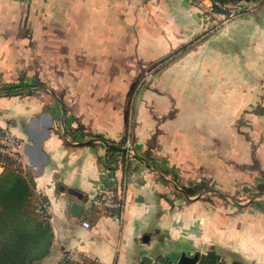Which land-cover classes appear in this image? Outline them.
<instances>
[{
  "label": "crops",
  "instance_id": "1",
  "mask_svg": "<svg viewBox=\"0 0 264 264\" xmlns=\"http://www.w3.org/2000/svg\"><path fill=\"white\" fill-rule=\"evenodd\" d=\"M95 5L60 7L63 17L33 22L28 32L24 0H0V125L23 138L38 166L26 173L49 202L51 245L37 264H62L70 254L95 264L167 263L184 251L199 253V262L215 251L225 264H264V89L252 101L242 89L243 114L228 110L225 135L168 138L150 166L127 144L147 149V125L134 123L133 105L128 118L126 111L154 27L145 14L139 21L136 6L125 15L119 0ZM11 84L19 86L14 93L4 89ZM94 134L128 149L88 143ZM200 137L209 148L198 153ZM202 178L225 199L188 196L173 183ZM108 196L123 205L106 206Z\"/></svg>",
  "mask_w": 264,
  "mask_h": 264
},
{
  "label": "rangeland",
  "instance_id": "2",
  "mask_svg": "<svg viewBox=\"0 0 264 264\" xmlns=\"http://www.w3.org/2000/svg\"><path fill=\"white\" fill-rule=\"evenodd\" d=\"M119 1L125 5L123 14L126 7L136 6L138 20L144 21L145 14V22H150L155 31L154 40L149 39V45L141 47L139 54L143 59H151H141L142 70L132 84L136 91L134 123L147 125L144 132L148 148L143 150L134 141L127 142L132 149L137 146V151L155 167L157 146L166 149L168 138L185 134L191 138L216 131L224 134L228 110L234 108L235 115L243 114L247 102L243 88L249 89L250 101L257 100V94L264 89V0ZM97 2L24 0L27 31L38 20L45 23L63 17L57 12L60 7L64 13L68 8L97 6ZM133 16L131 12V20ZM195 146L199 153L209 148V140L200 137ZM175 175L171 173L170 177L177 179ZM202 197L225 199L211 191Z\"/></svg>",
  "mask_w": 264,
  "mask_h": 264
},
{
  "label": "trees",
  "instance_id": "3",
  "mask_svg": "<svg viewBox=\"0 0 264 264\" xmlns=\"http://www.w3.org/2000/svg\"><path fill=\"white\" fill-rule=\"evenodd\" d=\"M16 88L13 84L4 87L8 93H12ZM135 94L134 90L129 92L127 118ZM79 129L84 132V125L80 123L77 127V130ZM94 139L103 140L109 152L120 153L118 149L111 146L115 143L102 135L94 134L93 139L88 143H93ZM121 142L125 144L126 139ZM112 157L108 158L109 162L112 161ZM135 157L144 159L150 166L153 165L146 155L139 151L135 153ZM253 165L260 167L258 160H255ZM26 172L18 171L11 166H6L0 172V264H33L35 259L44 257L50 249L52 226L49 221V212L46 209H39L41 193L36 189L33 177ZM262 174L264 177V172ZM259 188L264 190V182H260ZM211 189L213 187L204 178L182 185V190L188 196L204 194ZM75 262L71 261V264ZM91 263L95 264L92 261ZM199 264L225 263L219 260L215 251H210L201 257Z\"/></svg>",
  "mask_w": 264,
  "mask_h": 264
},
{
  "label": "built area",
  "instance_id": "4",
  "mask_svg": "<svg viewBox=\"0 0 264 264\" xmlns=\"http://www.w3.org/2000/svg\"><path fill=\"white\" fill-rule=\"evenodd\" d=\"M6 166H11L14 169L22 172H26L29 169L37 170L38 166L25 155V143L23 138L14 133L9 128L0 125V169H4ZM41 202L39 209H46L49 212V202L46 196L40 195ZM106 206L121 207L123 202L121 200H114L112 196H108L104 201ZM82 224L85 227H91L90 221L87 219L82 220ZM71 261H76L78 264H92L83 255H71L63 261L62 264H71ZM153 264H179L178 261L162 262L155 260Z\"/></svg>",
  "mask_w": 264,
  "mask_h": 264
},
{
  "label": "water",
  "instance_id": "5",
  "mask_svg": "<svg viewBox=\"0 0 264 264\" xmlns=\"http://www.w3.org/2000/svg\"><path fill=\"white\" fill-rule=\"evenodd\" d=\"M112 147H115L118 150H127V147L111 144ZM81 209V206L78 203H73V210L76 213H79ZM199 258V253H194V254H187L185 251L181 253L178 263L179 264H196Z\"/></svg>",
  "mask_w": 264,
  "mask_h": 264
}]
</instances>
